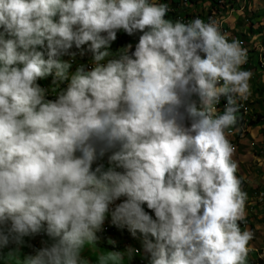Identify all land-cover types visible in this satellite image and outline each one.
<instances>
[{"label": "clouds", "instance_id": "9594fccd", "mask_svg": "<svg viewBox=\"0 0 264 264\" xmlns=\"http://www.w3.org/2000/svg\"><path fill=\"white\" fill-rule=\"evenodd\" d=\"M169 11L162 0H0L9 264H127L139 252L85 256L98 233L116 247L141 236L148 264H248V194L228 135L252 96L248 49L213 17ZM120 30L139 33L134 49H112ZM38 236L39 247L26 240Z\"/></svg>", "mask_w": 264, "mask_h": 264}, {"label": "crops", "instance_id": "0c3cea01", "mask_svg": "<svg viewBox=\"0 0 264 264\" xmlns=\"http://www.w3.org/2000/svg\"><path fill=\"white\" fill-rule=\"evenodd\" d=\"M224 1L222 2L223 6L219 8L214 7L215 2L208 0L203 6L204 9H201V5H197L194 9V5L189 3H187L186 9L187 13H191L190 17L192 12L197 10V15L200 13L199 17L206 21L209 17L218 20L222 27L221 31L224 32L225 29L229 39H239L242 46L248 49V62L243 67L254 73L251 80L252 96L245 102L248 116H250V124L248 125V120H244V110L241 108L238 113L241 119L236 128L230 130L228 135L236 149L234 159L238 162L237 175L242 179V188L248 194L246 219L241 222V228H247L254 234L249 244L253 250L252 247L261 248L264 246V0ZM176 10L174 9V11ZM201 11H203L202 14ZM210 11L211 14H208ZM174 14L178 15L177 12ZM187 16L188 14L185 18ZM182 19L184 18L182 17ZM51 79L52 77L49 78V82ZM193 98L195 99V97ZM97 235L99 239L96 246H89L85 251V256L95 259L98 252L122 251L131 247L139 249V252L130 258V264H148L141 236L139 239L131 235L117 236L116 244L118 245L116 247L99 233ZM40 239L39 236L26 238L28 243L35 247L40 246ZM12 247L14 246L9 245L0 248V264H8L9 261L5 262L4 259L7 258ZM5 250L8 252L5 253ZM31 252L32 249L25 246L22 248L21 257L23 258L24 255ZM252 257L254 258L255 254L250 252L248 264H251Z\"/></svg>", "mask_w": 264, "mask_h": 264}, {"label": "rangeland", "instance_id": "374dc122", "mask_svg": "<svg viewBox=\"0 0 264 264\" xmlns=\"http://www.w3.org/2000/svg\"><path fill=\"white\" fill-rule=\"evenodd\" d=\"M175 0H166V2H167V4L169 5V8H170V11L168 12V16L169 17H171V18H177V16L176 15H173L174 14V12L176 13H178V17L179 18H184V20H189V19H187V18H185V16H186V13L188 12L187 11V4L185 3V1H183V0H176L175 2H174ZM210 1H212V0H210ZM245 1V0H244ZM174 9H177L176 11H174ZM182 16V17H181ZM220 23V22H219ZM221 25V24H220ZM224 26V25H223ZM222 28V27H221ZM119 33L121 32V30L120 31H118ZM124 33V31H122V33H120V34H123ZM223 33H226V31H225V29H224V32ZM138 36H139V33H136V34H134V37L132 38H130V41L127 43V40H126V36L125 37H123L126 41H125V43H121L120 44V48H122V47H124V46H126L127 44H129V43H131L133 46L135 45V43L138 41ZM132 41V42H131ZM115 45V44H114ZM134 48V47H133ZM112 49L115 51V49H114V46H112ZM90 54V53H89ZM89 60H90V57L89 58H87L86 60L84 59V57H83V59H82V61H81V63H84V64H88V62H89ZM49 78H51V76L49 77ZM52 80V79H51ZM40 83L42 84V85H44V86H48L51 82H49V81H47V80H42V81H40ZM219 106V105H218ZM243 106H244V104H243ZM219 107H221V106H219ZM223 107V106H222ZM251 123H253V122H251ZM100 162H102V163H104V165H105V168H107L108 167V164H107V160H106V157H105V159L104 160H102V161H100ZM94 167H95V165H94ZM106 224V223H105ZM2 250V249H1ZM110 251H113V250H110ZM6 252H8L7 250H5V253ZM261 254L264 256V254H263V252H261ZM262 255H260V258H259V261H264V257L262 256ZM253 258V257H252ZM21 259H23L22 257H21ZM4 261L5 262H7L8 261V256H7V258L6 259H4ZM8 264H9V262H8ZM127 264H130V259L127 261ZM252 264V263H251ZM256 264H258V261L256 262Z\"/></svg>", "mask_w": 264, "mask_h": 264}, {"label": "trees", "instance_id": "16d2710c", "mask_svg": "<svg viewBox=\"0 0 264 264\" xmlns=\"http://www.w3.org/2000/svg\"><path fill=\"white\" fill-rule=\"evenodd\" d=\"M208 0H187V3H189V4H193L194 6V9H196V6L197 5H201L202 6V8L201 9H204V4H205V2H207ZM224 0H212V2H215L214 3V7L215 8H219L220 6H223L222 5V2H223ZM162 2H165V3H167L166 2V0H162ZM225 2V1H224ZM193 9V10H194ZM200 9V10H201ZM192 10V11H193ZM196 12H198L197 10H195V11H193L192 12V16L190 17V15H191V13H186V14H188V16H187V19H191V18H193V17H195V16H199L200 15V13H199V15H197V13ZM202 12L203 11H201V14H202ZM208 14H211V11H210V13H208ZM173 15H175V14H173ZM176 16L178 17L179 15H177L176 14ZM122 31L123 30H121V32L120 33H122ZM119 32L117 33V39L112 43V46H114V49L116 50V49H118V48H120V45L119 44H121V43H125V41L127 40V43L130 41V38L132 37H134V35H132V36H129L127 33H123V34H120ZM127 37L126 38V40L123 38V37ZM132 42V41H131ZM115 44V45H114ZM134 47V46H133ZM134 49V48H133Z\"/></svg>", "mask_w": 264, "mask_h": 264}, {"label": "built area", "instance_id": "2783aa9c", "mask_svg": "<svg viewBox=\"0 0 264 264\" xmlns=\"http://www.w3.org/2000/svg\"><path fill=\"white\" fill-rule=\"evenodd\" d=\"M183 1H185V3L187 4V0H183ZM221 102H225V101L222 100ZM241 108H243V110H244L243 113H246L247 107L243 106V102H242ZM245 124H246V122H245ZM110 230L111 229H107L105 231H110ZM252 248H253V253L255 254V257L253 259H251V260H257L258 264H264V261H259V254H261V252H264V246L261 247V248H255V247H252Z\"/></svg>", "mask_w": 264, "mask_h": 264}, {"label": "bare ground", "instance_id": "6f19581e", "mask_svg": "<svg viewBox=\"0 0 264 264\" xmlns=\"http://www.w3.org/2000/svg\"><path fill=\"white\" fill-rule=\"evenodd\" d=\"M243 104H244V106L245 107H247L246 106V104H245V102H243ZM219 106H221V107H219ZM219 106H217L218 107V109L219 110H223V107L222 106H224V102H221L220 104H219ZM243 116H244V120L245 121H247L248 120V125L250 124L249 122H250V116H248V111H246V113H243ZM112 228V226L107 222L106 224H105V230H107V229H111ZM250 252H253V250H251ZM260 255V254H259ZM260 257V256H259ZM256 262H257V260H251V263L252 264H256Z\"/></svg>", "mask_w": 264, "mask_h": 264}]
</instances>
